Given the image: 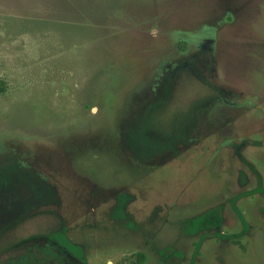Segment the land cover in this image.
Returning a JSON list of instances; mask_svg holds the SVG:
<instances>
[{
  "label": "rangeland",
  "instance_id": "obj_1",
  "mask_svg": "<svg viewBox=\"0 0 264 264\" xmlns=\"http://www.w3.org/2000/svg\"><path fill=\"white\" fill-rule=\"evenodd\" d=\"M264 264V0H0V263Z\"/></svg>",
  "mask_w": 264,
  "mask_h": 264
},
{
  "label": "trees",
  "instance_id": "obj_2",
  "mask_svg": "<svg viewBox=\"0 0 264 264\" xmlns=\"http://www.w3.org/2000/svg\"><path fill=\"white\" fill-rule=\"evenodd\" d=\"M55 257L56 253L49 248L30 246L25 247L19 256L7 259L0 264H49L51 260H57V264H63L61 259ZM136 264H146L143 254H137Z\"/></svg>",
  "mask_w": 264,
  "mask_h": 264
},
{
  "label": "flooded vegetation",
  "instance_id": "obj_3",
  "mask_svg": "<svg viewBox=\"0 0 264 264\" xmlns=\"http://www.w3.org/2000/svg\"><path fill=\"white\" fill-rule=\"evenodd\" d=\"M32 246H39V247H46V248H49L50 250L54 251L56 253V259L59 258L62 260L63 264H85L84 262L83 263H78V261H76L75 259L59 252L58 250L56 249H53V248H50L48 246H41V245H32ZM49 264H57V260L56 261H49Z\"/></svg>",
  "mask_w": 264,
  "mask_h": 264
}]
</instances>
